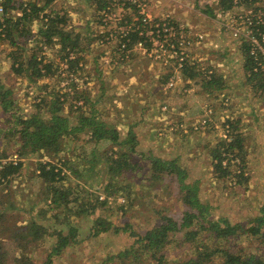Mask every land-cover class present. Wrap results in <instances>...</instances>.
<instances>
[{
	"label": "rangeland",
	"instance_id": "374dc122",
	"mask_svg": "<svg viewBox=\"0 0 264 264\" xmlns=\"http://www.w3.org/2000/svg\"><path fill=\"white\" fill-rule=\"evenodd\" d=\"M168 1L173 6H178V0ZM90 4L91 0H54L51 4L54 9L66 13L68 28L72 32H79L83 38L84 52L80 62L82 66L77 76L62 72L63 65H59L61 59L57 45L54 48L51 45H44L39 55L45 61L50 60L54 67H60L57 68L55 77L29 81L26 77L15 75L11 71L7 60L9 49L0 43V83L11 90L17 114L30 116L38 113L40 117L46 119L47 104L51 100L49 94L53 91L60 100H63L61 113L68 117L72 124L75 122V107L82 105L83 96H89L91 102L96 101L94 111L91 113L95 112L99 121L115 129L119 137L130 128L135 132L134 138L137 143L135 150L144 153V157L131 154V162H135L139 168L136 173L102 171L101 174L98 169L104 161L100 158L110 150L111 141L101 140L93 144L96 169L90 174L97 179L100 188L98 190L86 188V183L84 187L88 194L85 192L83 199L89 197V194L90 197L98 194L100 199L105 198L110 203L107 202L108 206L105 208H97L92 218L82 215L73 221L72 224L77 227L74 234L77 242L70 243V246L54 257L50 264H133L132 251L138 245L137 238L143 236L147 230L162 224L163 215L171 217L178 223L181 222L183 213L189 206L181 201L177 177L173 173L156 171L158 166L151 163L149 156L174 160L182 171L186 172L184 182L197 184V198L199 202L210 206V218L224 217L230 222H239L247 226L253 219L256 220L257 216H261L264 229V212L261 211L264 209V118L260 119L262 121L255 120V117L262 118L264 106L261 104V98L254 97L244 87L245 77L240 48V44L243 43L235 39L229 27L224 25L229 14L245 12L249 7L237 6L232 10L224 12L215 10L209 14L210 11L204 9V6L211 5V0H190L187 19H178L169 11L172 9L168 8L170 5L163 14L174 20L184 40L183 49L188 54L187 59L199 67L198 72L202 71V75L208 77L207 74L215 69L216 74L222 77L224 87L214 91L216 95L211 90V95L208 89L205 90L195 83L202 75L195 77V80L191 79L190 82L183 80L184 77L181 70L176 67L177 62L173 54L169 66L164 67L162 62L165 55L149 58L138 52L130 60L117 59V66H111L112 57L104 52L107 47H111L97 42L96 20L99 11L96 12ZM260 6H264V0L255 5L257 8ZM199 12L206 13L209 18L215 20H203L200 18L201 14L198 15ZM153 13L158 15L154 11ZM204 25L222 31L218 33L219 37L216 38L215 44L209 45L210 50L214 52L211 54L213 52L209 51L210 56L204 53L208 51L205 46L209 42L207 33L204 35L202 31ZM27 26L26 39L20 38L26 50L41 46L40 36L37 34L40 21L32 20ZM85 37L89 39L86 40ZM198 44L204 46L199 47ZM193 45L198 47L191 49ZM206 70L208 72L205 74ZM166 75L168 79L162 82ZM206 76L203 78L206 79ZM168 82H172V85L167 86ZM42 95L45 96V102L41 100ZM77 96L80 98L75 101ZM233 115L241 120V129L244 130L246 137V170L249 177L248 182H243L242 185H234L230 179L215 178L208 160L210 158L208 148H212L225 136L223 119ZM91 149L92 146L87 144L86 152H90ZM81 154L80 150L78 155ZM89 157L91 158L90 153ZM34 163L35 159L24 161L23 176L8 183L4 188L7 193L4 199L13 201L12 209L8 213L14 217L16 225L28 222L29 212L25 210L30 206L31 199H36V195L41 194L39 179L28 180V177L35 175ZM87 168V165L81 166L82 170ZM63 171L67 175L63 183L69 181L74 185L80 182L74 178L70 170ZM125 180L134 181L130 183V188L138 198L133 200V207L121 215L118 206L113 205V202L124 204V196L119 193H107L104 189L107 187L108 191H111L117 182L124 183ZM142 180L144 181L140 183ZM84 182L86 181L80 183ZM82 202V205L86 204L85 201ZM78 206L79 202L75 204V211L82 208ZM95 218L111 221L118 226L127 223L130 232H134L135 236H131L129 231L119 230L113 233L109 230L98 237H91V227ZM62 229L66 230L67 227ZM48 232H54V228L49 227ZM183 233L184 230L172 234L173 239L168 244V251L166 249V254L169 255L165 264L186 262L193 256L187 254L188 245L182 246ZM5 238L4 235H0L4 243ZM45 238L47 240L44 248H47L51 239L47 234ZM249 243L254 247L255 240H250ZM35 247L37 244H34ZM109 258L111 259L107 261ZM44 259L45 254L41 251L36 250L33 253L35 264L41 263ZM145 260L144 262L140 258L141 264L154 262L149 256ZM213 263L221 264L218 255L214 256Z\"/></svg>",
	"mask_w": 264,
	"mask_h": 264
},
{
	"label": "trees",
	"instance_id": "16d2710c",
	"mask_svg": "<svg viewBox=\"0 0 264 264\" xmlns=\"http://www.w3.org/2000/svg\"><path fill=\"white\" fill-rule=\"evenodd\" d=\"M53 1L0 0L2 9L0 43L5 44L9 49L7 55L9 68L15 75L24 76L32 82L45 77H55L57 68L60 67H54L50 60L45 61L39 55L44 45H51L52 48L57 45L59 59H61L59 65H63L62 72L77 76L81 70L80 62L84 52L83 38L79 32H72L68 28L66 13L54 9L51 6ZM258 2L260 0H240L235 6L249 7ZM106 4L107 0H91L90 5L98 12ZM235 6L231 0H219L217 8L213 10L224 12L232 10ZM206 9L210 11L209 14H212L210 8ZM260 9L264 12V6H260ZM32 20L40 21L37 34L40 36L39 42L42 45L26 50L20 38L26 39L27 23ZM127 37L131 43L138 38L134 31H130ZM242 43L240 48L245 77L244 87L254 97L261 98V104L264 106V71L256 66L247 44ZM198 68L187 59L180 70L184 79L195 80V77L202 75V71L198 72ZM215 71L214 69L207 74L208 77L203 74L199 80H195V83L202 88L208 89L211 95L212 91L214 94V91L222 89L225 85L222 77ZM207 72L208 70L205 74ZM204 76L207 78H203ZM167 79L168 75L163 77L162 82ZM4 87V84L0 83V235L6 237L5 243L0 239V264H35L33 253L36 250L45 254V259L38 264H50L54 257L70 246V243L77 242L74 235L77 227L72 224L73 221L82 215L92 218L97 208H105L108 206L107 202L110 203L105 198L100 199L98 194H93L92 197L89 194V197L83 199L87 187L95 190L100 188L97 179L90 174L93 169H96L93 144L101 140L111 141L110 150L103 158H100L104 161L98 169L101 174L102 171L136 173L139 168L135 162H131V154L144 157V153L135 150L137 144L134 138L135 132L130 128H127L126 133L119 137L115 129L99 121L95 112L91 113L96 101L91 102L89 96H83L82 105L75 107V122L71 124L69 118L61 113L63 100H60L53 91L49 94L51 100L47 104L48 117L44 119L38 113L30 116L17 114L11 90ZM40 97L45 102V96ZM79 98L80 96H77L75 101ZM263 118L264 112L262 118L255 117V120ZM222 126L226 131L225 136L220 138L212 148H208L209 164L215 178L230 179L229 181L234 185H242L243 182H248L249 176L246 170V137L244 130L241 129V120L235 115L227 116L223 119ZM87 144L92 146L90 152H86ZM80 150L82 154L79 156ZM14 154L18 156L16 163L8 160ZM31 159H35L33 170L35 175L28 177V180L39 179L41 194H37L36 199H31L30 206L25 210L29 212L28 222L16 225V220L8 213L12 209L13 201L4 199L7 195L4 188L8 183L23 176L24 161ZM149 159L153 165L158 166L156 171L165 172V174L173 173L177 177L181 189V201L189 206V209L184 211L180 223L163 215L162 224L147 230L143 236L137 238L138 245L132 251L133 264H141L140 258L145 262L147 256L154 259V262L147 264H165L169 255L166 254V249L173 239L172 234L175 235L182 230H184L181 237L182 246L188 245L187 254L193 256L186 262L179 261L177 264H214L215 255L219 256L221 264H264V229H262L261 216H257L256 220L253 219V222H249L247 226L239 222H230L224 217L210 218V206L199 202L197 198V184L184 182L186 172L182 171L174 160H164L155 156H149ZM5 160L8 161L4 162ZM84 165L88 168L82 170L81 166ZM66 169L71 171L76 180L86 182L82 184L77 182L74 185L69 181L63 183L67 177L63 170ZM130 183L134 181L117 182L111 191H108L107 187L104 189L107 193H119L124 196V204L113 202V205L118 206L121 215L133 207V200L138 198L130 188ZM26 190L28 191V188ZM82 201L86 204L82 205ZM78 202L82 208L75 211V204ZM261 211L264 212V209ZM49 227H53L54 232H48ZM63 227L67 229L64 230ZM91 230V237H98L109 230L113 233L119 230L129 231L131 236H135L134 232H130L129 224L124 223L118 226L102 218L95 220ZM46 234L51 242L49 247L44 248ZM250 240H255L254 247L249 243ZM34 244H37V247L34 248Z\"/></svg>",
	"mask_w": 264,
	"mask_h": 264
},
{
	"label": "built area",
	"instance_id": "2783aa9c",
	"mask_svg": "<svg viewBox=\"0 0 264 264\" xmlns=\"http://www.w3.org/2000/svg\"><path fill=\"white\" fill-rule=\"evenodd\" d=\"M239 1L231 0L234 6ZM255 5L249 6L245 12L229 14L224 25L229 27L235 39L247 44L256 66L264 71V12ZM96 31L98 42L111 47L104 52L121 61L130 60L136 52L149 58L165 55L162 62L164 67L169 66L173 54L176 67L180 69L188 57L174 20L169 16L154 14L151 0H107V4L98 12ZM130 31L138 36L133 43L127 37ZM171 85L172 82H168L167 86ZM8 160L16 163L17 154Z\"/></svg>",
	"mask_w": 264,
	"mask_h": 264
},
{
	"label": "crops",
	"instance_id": "0c3cea01",
	"mask_svg": "<svg viewBox=\"0 0 264 264\" xmlns=\"http://www.w3.org/2000/svg\"><path fill=\"white\" fill-rule=\"evenodd\" d=\"M189 1L190 0H178V6H173V4L170 3L168 0H151V5L154 8L152 10L155 13H157L158 15L159 14L163 15L168 10V8H171L172 7V9L169 10V11H171L172 13H174L177 16L178 19L185 20V19H187V16H188L187 13L189 11V9H188L189 8V6H188V2ZM218 3H219V0H211V5L208 4V5L204 6V9L210 8L211 11H215V10H213V8L216 9ZM201 8H203V6H201ZM199 14H201V17L200 18L203 19V20H215L214 18L213 19L209 18L210 16L208 14H206V13L199 12L198 15ZM205 16L208 17V18H206ZM204 26L205 27H203L204 29L202 30L204 32L203 34L205 35V33H207L208 40H209V42H207V44L205 46L206 49H208V51H206L204 53H207L208 56H210L211 54H214V52L212 50H210L209 45L215 44L216 38L219 37L218 33H220L221 30H218L217 31V30H215L214 28H212L210 26H207V25H204ZM218 43H220V42L218 41ZM198 46L199 47L200 46L203 47L204 45L203 44H198ZM198 46H194L193 45V46H191L192 47L191 49H193L195 47H198ZM209 51H210V53H211V51L213 53L210 54ZM241 57H242V55H241ZM242 62H243V60H242ZM117 63H118L117 58L116 57H113L110 65L113 66V67H116L117 66L116 65ZM181 75H182V73H181ZM183 80H185L186 82H190V79H188V78L187 79H184L183 78Z\"/></svg>",
	"mask_w": 264,
	"mask_h": 264
}]
</instances>
